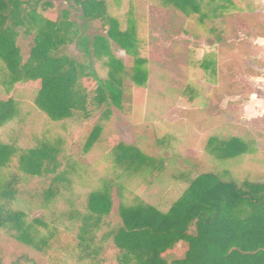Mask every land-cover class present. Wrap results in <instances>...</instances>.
Returning <instances> with one entry per match:
<instances>
[{"label": "trees", "instance_id": "obj_1", "mask_svg": "<svg viewBox=\"0 0 264 264\" xmlns=\"http://www.w3.org/2000/svg\"><path fill=\"white\" fill-rule=\"evenodd\" d=\"M61 1L68 6L58 20L51 21L39 12L41 5L51 6V0H0V129L16 118L17 88L35 85V104L53 122L87 121L100 111L84 153L101 149L114 153L126 183L132 178L157 181L168 167L154 154L156 138L144 131L143 138L150 137L148 143L127 146L110 127L113 108L123 112L132 102L130 86L145 87L149 80L135 24L130 22L123 30L107 14L106 0ZM166 1L186 15L206 17L202 0ZM219 2L221 10L233 5V0ZM74 10L81 23L73 20ZM91 29L96 33L91 34ZM68 45H74L75 57L63 53ZM113 45L133 59L132 67L113 55ZM98 62L108 69L106 79L97 71ZM205 149L212 164L181 156L170 165H176L170 173L173 182L188 186L167 212L142 201L120 205L121 224L107 234L118 250V264H264V183L239 185L229 169L247 154L248 145L236 137H211ZM58 155L59 149L48 144L19 152L0 142V231L9 232L11 240L24 249L10 264H40L48 256L50 241L42 233L50 224L46 218L29 221L28 214L37 207L50 215L55 200L64 195L72 198V190L63 184L64 173H57ZM15 157L23 173L21 181L16 175L8 180L1 174ZM233 160L238 161L219 165ZM50 175L54 177L47 181ZM35 179L43 187H28ZM84 202L81 210L70 207L65 217L69 226H76L79 245L90 264H100L95 244L113 207L111 183L90 192ZM3 250L0 246V264H5Z\"/></svg>", "mask_w": 264, "mask_h": 264}, {"label": "rangeland", "instance_id": "obj_2", "mask_svg": "<svg viewBox=\"0 0 264 264\" xmlns=\"http://www.w3.org/2000/svg\"><path fill=\"white\" fill-rule=\"evenodd\" d=\"M201 3L205 18L186 15L166 0H106L107 14L123 30L130 22L135 24L140 55L148 61L149 70L145 87L130 86L132 102L125 111L113 108L110 127L127 146L138 147L141 142L148 143L150 137L156 138L154 154L168 167L157 181L132 178L126 183L114 153L103 149L92 154L83 152L90 132L99 123L100 111L87 121L56 123L36 106L38 87L17 88V115L0 129V142L19 152L41 144L57 147V173H64L63 184L73 192L70 200L67 195L55 200L50 215L37 207L28 214L29 221L46 218L50 224L42 233L50 241L48 256L40 264L91 263L79 245L76 226H69L65 213L70 207L81 210L86 196L105 182L111 183L113 207L97 233L95 246L100 264H118V250L107 234L121 224L120 205L142 201L167 212L188 186L187 182H173L170 173L176 165H170L181 156L212 164L205 149L211 137L244 141L249 147L247 154L229 168L234 180L239 185L245 181L264 183V79L259 78L264 75V0H233V5L223 10L219 0ZM50 5H41L39 12L51 21L58 20L68 6L61 0H51ZM73 20L81 23L77 10L73 11ZM90 33L96 31L91 29ZM63 53L77 55L74 45L65 47ZM112 53L125 66H133V59L118 46H112ZM96 67L100 77L106 79L108 69L100 62ZM144 131L150 137L143 138ZM1 174L8 180L16 175L21 181L18 158ZM27 185L43 187L38 179ZM27 204L22 202L23 206ZM0 246L4 248L5 264L24 253L5 230L0 231Z\"/></svg>", "mask_w": 264, "mask_h": 264}, {"label": "crops", "instance_id": "obj_3", "mask_svg": "<svg viewBox=\"0 0 264 264\" xmlns=\"http://www.w3.org/2000/svg\"><path fill=\"white\" fill-rule=\"evenodd\" d=\"M259 78H262V79H264V75H263V76H261V77H259Z\"/></svg>", "mask_w": 264, "mask_h": 264}]
</instances>
